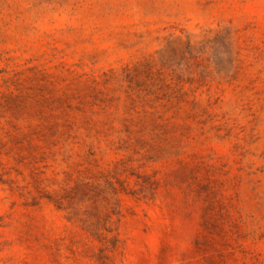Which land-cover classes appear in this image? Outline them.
Wrapping results in <instances>:
<instances>
[{"label": "rangeland", "instance_id": "374dc122", "mask_svg": "<svg viewBox=\"0 0 264 264\" xmlns=\"http://www.w3.org/2000/svg\"><path fill=\"white\" fill-rule=\"evenodd\" d=\"M0 264H264V0H0Z\"/></svg>", "mask_w": 264, "mask_h": 264}]
</instances>
